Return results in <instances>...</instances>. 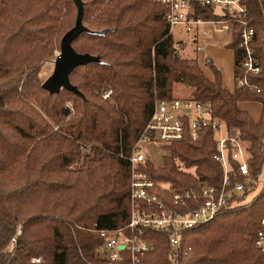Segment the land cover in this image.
<instances>
[{"label":"trees","instance_id":"16d2710c","mask_svg":"<svg viewBox=\"0 0 264 264\" xmlns=\"http://www.w3.org/2000/svg\"><path fill=\"white\" fill-rule=\"evenodd\" d=\"M82 1L84 25L109 32L83 33L73 43L78 54L101 60L71 74L80 96L67 90L51 95L39 77L54 42L75 25L74 0H0V264H107L98 252L99 234L129 224L136 171L175 193L222 185L224 170L209 128H202L197 140L187 131L168 148L172 157L163 168L150 160L134 168L130 159L159 101L209 103L215 117L249 145L255 177L264 167V0H243L248 15L235 21L254 28L252 46L262 73L244 68L246 54L235 28L228 45L235 51L234 94L224 89L213 62L206 63L211 81L197 59L182 53L183 43L175 41L164 19L166 8L156 0ZM197 10L216 19L210 7ZM243 79L248 85L240 87ZM105 90L112 92L108 100L102 98ZM185 91L186 98L178 97ZM241 102L262 106L258 122L240 108ZM231 182L241 178L236 174ZM160 195L169 209H177L169 194ZM263 220L264 184L248 203L184 232L181 252L172 251L169 233L141 231L139 237L154 251L139 264H264L255 247ZM121 253L125 259L116 264H130L129 254Z\"/></svg>","mask_w":264,"mask_h":264},{"label":"built area","instance_id":"2783aa9c","mask_svg":"<svg viewBox=\"0 0 264 264\" xmlns=\"http://www.w3.org/2000/svg\"><path fill=\"white\" fill-rule=\"evenodd\" d=\"M166 8L165 21L172 27H180L189 35H196L197 53L206 49V41L218 32L227 33L234 40L235 28H239V47L245 50L244 68L253 75L262 73V67L255 57L253 41L255 30L246 21L237 25L238 19L248 15L243 0H156ZM207 6L217 13L216 19H206L198 15V6ZM247 86V79L239 81V86ZM111 90L103 92L108 100ZM202 128L213 130L217 140L216 161L224 170L220 187L203 185L198 193H175L165 183L149 180L143 173L135 172L132 180V213L126 229L114 232H100L102 246L100 257L107 264L124 261L121 252L130 256V264H139L142 256L154 251V246L139 237L146 229L169 233L168 242L174 252L183 251L182 235L195 227L215 220L222 211L239 206L245 194H252L259 186V178L253 173L254 156L249 145L235 129L228 128L214 115L209 103L194 100H162L157 102L153 117L138 141L130 159L134 168L146 160L143 148L156 145L168 149L181 141L188 131L193 140L199 137ZM235 163L236 170H234ZM236 172V173H235ZM238 175L241 182L232 186V177ZM169 194L171 204L177 209H169L165 198ZM247 195V196H248ZM255 247L264 255V220L257 234ZM185 252V256L188 255ZM34 262H39L36 260ZM180 264V263H177Z\"/></svg>","mask_w":264,"mask_h":264},{"label":"water","instance_id":"95a60500","mask_svg":"<svg viewBox=\"0 0 264 264\" xmlns=\"http://www.w3.org/2000/svg\"><path fill=\"white\" fill-rule=\"evenodd\" d=\"M77 7V18L74 27L62 38L60 44V55L54 62L53 74L43 83L42 87L51 95L59 94L62 90H67L77 95L83 96L77 87L73 86L70 76L79 67H85L91 63H100L99 57L89 54H78L73 43L83 33H90L99 36L107 34L109 31L92 32L83 23L84 3L82 0H74ZM209 62V61H208Z\"/></svg>","mask_w":264,"mask_h":264},{"label":"crops","instance_id":"0c3cea01","mask_svg":"<svg viewBox=\"0 0 264 264\" xmlns=\"http://www.w3.org/2000/svg\"><path fill=\"white\" fill-rule=\"evenodd\" d=\"M174 28H180V27H174ZM173 29H172V34H173ZM180 29L184 31L183 28ZM196 35L197 33H192L187 38V40H191L194 43L195 49L197 47V44L195 42ZM182 43H183L182 51L185 53V51L188 48L187 43L186 42H182ZM230 43H232L231 35H228L227 33H223V32H218L213 34L209 39H207L206 49L202 53L198 54L196 50L195 54L197 58L198 56H201L203 58L202 59L203 64L200 63V67L204 71L205 75L211 81H213L210 70L205 66L206 63L213 62L214 66L218 69V71H220L222 75V83L224 89L234 94L237 89L236 78L234 73L235 51L228 47ZM259 105L260 104L254 102H241L240 108L248 112L253 117V119L256 122H258L262 114V106Z\"/></svg>","mask_w":264,"mask_h":264},{"label":"rangeland","instance_id":"374dc122","mask_svg":"<svg viewBox=\"0 0 264 264\" xmlns=\"http://www.w3.org/2000/svg\"><path fill=\"white\" fill-rule=\"evenodd\" d=\"M184 31L180 28H174L173 29V36L177 42L179 40H182L179 42H186L187 43L188 48L185 51V53L183 51H182V53L189 59H197L198 65L200 67V63L203 64V60H202L203 58L201 56H198V58L196 57V54H195L196 49H195L194 43L191 40H187L189 34L187 32H184ZM62 38L59 41L54 42V50H53L52 56L47 58L46 60H44V62L42 63L43 64L42 70L40 72L39 77L41 78L43 83L53 74L54 62H55L56 58L60 55V44H61ZM205 66H206V64H205ZM201 70H202V68H201ZM203 73H204V71H203ZM212 78H213V76H212ZM213 81H214V79H213ZM22 86H23V83H21L19 86V92L22 91ZM187 95H188V91H185L183 93H178V97H180V98H186ZM102 98H103V96H102ZM65 107L67 109H69L73 114L75 113L74 106L71 102H67L65 104ZM82 150H83V148H82ZM142 151L146 155V160H150L156 169L163 168L165 166L166 158L172 157L171 150L166 149L164 147L156 146V145L145 146ZM180 166L183 170H186L182 167V165H180ZM186 171L190 172L191 170H186ZM263 184H264V167H263L261 175H260L259 186L257 187V189L252 194L248 195L247 197H243V199L238 203V205L246 204L249 201H251L254 197H256L257 194L260 192ZM98 252H99V250H98ZM99 255H100V253H99Z\"/></svg>","mask_w":264,"mask_h":264}]
</instances>
